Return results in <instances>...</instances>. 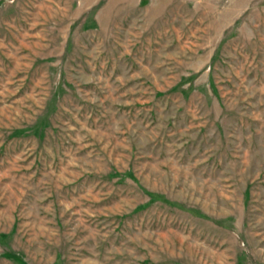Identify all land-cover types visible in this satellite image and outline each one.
I'll return each mask as SVG.
<instances>
[{
    "label": "rangeland",
    "instance_id": "374dc122",
    "mask_svg": "<svg viewBox=\"0 0 264 264\" xmlns=\"http://www.w3.org/2000/svg\"><path fill=\"white\" fill-rule=\"evenodd\" d=\"M0 264H264V0H0Z\"/></svg>",
    "mask_w": 264,
    "mask_h": 264
},
{
    "label": "trees",
    "instance_id": "16d2710c",
    "mask_svg": "<svg viewBox=\"0 0 264 264\" xmlns=\"http://www.w3.org/2000/svg\"><path fill=\"white\" fill-rule=\"evenodd\" d=\"M130 176H131V174H130ZM148 194H150V195H157V196H159L158 194H155V193H151V192H148ZM164 202H168L167 200H163Z\"/></svg>",
    "mask_w": 264,
    "mask_h": 264
}]
</instances>
